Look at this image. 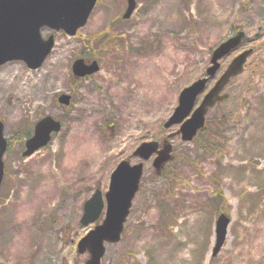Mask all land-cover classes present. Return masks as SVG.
Returning a JSON list of instances; mask_svg holds the SVG:
<instances>
[{"label":"rangeland","instance_id":"obj_1","mask_svg":"<svg viewBox=\"0 0 264 264\" xmlns=\"http://www.w3.org/2000/svg\"><path fill=\"white\" fill-rule=\"evenodd\" d=\"M125 9L126 0H98L74 36L42 29L55 44L40 68L22 61L0 66V120L9 143L0 264H85L88 254L77 252V242L102 222L105 208L83 226V203L96 189L105 193L120 161L139 162L137 146L161 145L179 129L163 123L180 91L238 29L250 40L221 61L216 78L250 48L243 71L225 86L227 98L207 110L200 134L169 140L172 159L161 173L155 156L144 161L121 239L106 244L101 264H264V0H136L123 19ZM78 58L97 60L99 71L75 78ZM8 81L14 85L2 87ZM62 94L70 95L68 106L58 102ZM45 116L61 129L22 157L20 141ZM220 212L230 223L212 257Z\"/></svg>","mask_w":264,"mask_h":264},{"label":"water","instance_id":"obj_2","mask_svg":"<svg viewBox=\"0 0 264 264\" xmlns=\"http://www.w3.org/2000/svg\"><path fill=\"white\" fill-rule=\"evenodd\" d=\"M98 0H0V66L8 61H23L29 69L39 68L54 46V36L47 39L41 37L43 27L55 31L63 30L68 36H74L82 28ZM127 6L123 18L131 16L135 9V0H126ZM248 36L243 31L220 43L210 57V65L205 70V75L195 80L181 90L178 104L172 114L163 124L165 129L174 125L180 127L168 135L171 139L180 135L182 141H191L197 131L204 126L207 109L216 102L223 100L227 95H222L229 79L236 76L243 69L252 49H247L235 56L224 72L219 76L214 85L204 94L199 105L195 107L198 97L207 88L208 82L213 79L220 69V60L229 55L248 41ZM99 70L96 60L86 63L78 58L72 63V73L76 77L92 75ZM62 105L70 103V96L62 94L58 97ZM61 129V123L45 116L34 127V133L25 143L22 156L27 157L39 148L45 146L53 132ZM156 141L141 143L133 152V156L142 161L156 155L153 160L154 168L159 171L163 164L171 159L172 146L164 140L162 147ZM7 148V140L3 137V123L0 121V184L4 173L2 157ZM143 174V163L130 164L121 161L110 175V182L104 199L100 190H95L92 196L84 202L83 215L80 223L87 226L95 222L106 203L105 217L101 224L96 225L78 244L79 254L89 253L85 264H100L105 253L106 243H117L123 230V225L129 214L132 200L139 188ZM230 222L225 213H220L215 221V241L212 256H215L222 247Z\"/></svg>","mask_w":264,"mask_h":264},{"label":"bare ground","instance_id":"obj_3","mask_svg":"<svg viewBox=\"0 0 264 264\" xmlns=\"http://www.w3.org/2000/svg\"><path fill=\"white\" fill-rule=\"evenodd\" d=\"M20 76H21V73L18 72L16 75H15V79L17 80H20ZM14 85V81H8V83H3L2 87L4 88H9L11 86ZM24 85V84H23ZM23 85H21L19 87V92H18V95H17V98H18V102L22 101V98H23V94H24V88H23ZM1 87V88H2Z\"/></svg>","mask_w":264,"mask_h":264},{"label":"trees","instance_id":"obj_4","mask_svg":"<svg viewBox=\"0 0 264 264\" xmlns=\"http://www.w3.org/2000/svg\"><path fill=\"white\" fill-rule=\"evenodd\" d=\"M25 137H27V135H26V134L23 136V138H25ZM20 142H22V140H21Z\"/></svg>","mask_w":264,"mask_h":264}]
</instances>
